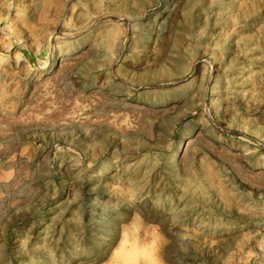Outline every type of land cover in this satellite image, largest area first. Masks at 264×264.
Segmentation results:
<instances>
[{"label":"rangeland","instance_id":"obj_1","mask_svg":"<svg viewBox=\"0 0 264 264\" xmlns=\"http://www.w3.org/2000/svg\"><path fill=\"white\" fill-rule=\"evenodd\" d=\"M0 264H264V0H0Z\"/></svg>","mask_w":264,"mask_h":264}]
</instances>
